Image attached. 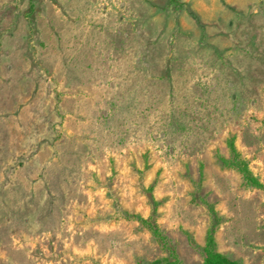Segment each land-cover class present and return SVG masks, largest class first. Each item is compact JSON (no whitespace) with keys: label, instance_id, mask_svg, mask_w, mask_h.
<instances>
[{"label":"rangeland","instance_id":"obj_1","mask_svg":"<svg viewBox=\"0 0 264 264\" xmlns=\"http://www.w3.org/2000/svg\"><path fill=\"white\" fill-rule=\"evenodd\" d=\"M228 138L264 185V0H0V264H264Z\"/></svg>","mask_w":264,"mask_h":264},{"label":"trees","instance_id":"obj_2","mask_svg":"<svg viewBox=\"0 0 264 264\" xmlns=\"http://www.w3.org/2000/svg\"><path fill=\"white\" fill-rule=\"evenodd\" d=\"M227 145L231 152V156L228 158L219 156V161L227 166L234 167L242 176V178L250 185L262 188L264 190V185L260 183L254 175L250 172L247 165L243 160L238 157V153L235 150L233 145L232 139H227ZM209 211L211 212V217L213 222L209 224L205 232V241L203 245V258L200 262L191 263V264H237L235 260L230 259L220 252L216 251L213 231H214V224L218 221L217 215L213 213V210L210 208ZM142 222L147 228L151 231V233L158 238V240L163 244L166 245L164 236L160 233L159 229L151 222L146 219H142ZM169 254L171 256V260L168 261L169 264H184L179 261L175 252L170 248L167 247ZM148 264H160L159 261H153Z\"/></svg>","mask_w":264,"mask_h":264}]
</instances>
